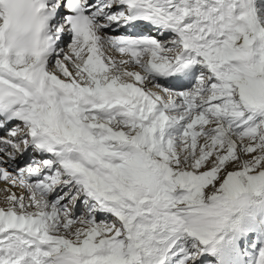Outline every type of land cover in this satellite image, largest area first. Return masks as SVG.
<instances>
[{
  "label": "snow or ice",
  "instance_id": "1",
  "mask_svg": "<svg viewBox=\"0 0 264 264\" xmlns=\"http://www.w3.org/2000/svg\"><path fill=\"white\" fill-rule=\"evenodd\" d=\"M31 2L27 47L0 12V264H203L264 193L254 0Z\"/></svg>",
  "mask_w": 264,
  "mask_h": 264
},
{
  "label": "bare ground",
  "instance_id": "2",
  "mask_svg": "<svg viewBox=\"0 0 264 264\" xmlns=\"http://www.w3.org/2000/svg\"><path fill=\"white\" fill-rule=\"evenodd\" d=\"M263 4L264 0H255V7L260 17L263 14L261 13V5L263 6ZM44 11L45 14H48L47 8ZM49 19L51 20V16H49ZM260 195L250 194L252 206L245 209L240 208L230 214L228 226L217 234L218 243L215 246H201L204 249L203 257L213 259L217 264H253L258 249L264 244V201H259ZM231 226L235 227L233 232L235 236L230 245L227 244V241L224 245V241H222L224 233ZM242 238L246 242L247 248L245 250L239 249ZM249 241H252V243H249ZM208 248L213 250L209 251Z\"/></svg>",
  "mask_w": 264,
  "mask_h": 264
},
{
  "label": "clouds",
  "instance_id": "3",
  "mask_svg": "<svg viewBox=\"0 0 264 264\" xmlns=\"http://www.w3.org/2000/svg\"><path fill=\"white\" fill-rule=\"evenodd\" d=\"M9 11H13V18L9 27L5 29L4 45L9 46L10 43H14L22 47L30 46L37 37L36 30L40 19L37 5L31 0H18L16 3L6 0L0 5V12L7 15Z\"/></svg>",
  "mask_w": 264,
  "mask_h": 264
},
{
  "label": "rangeland",
  "instance_id": "4",
  "mask_svg": "<svg viewBox=\"0 0 264 264\" xmlns=\"http://www.w3.org/2000/svg\"><path fill=\"white\" fill-rule=\"evenodd\" d=\"M254 3H255V0H254ZM261 13H263L262 14V17H264V4H263V6L261 5ZM262 197V198H261ZM260 200H262V201H264V193H262L261 195H260V199H259V201ZM249 206H252V202L250 201V197L248 196V203H247V205L245 206V207H243L244 209L245 208H247V207H249ZM260 206H262V204H260ZM236 211H238V209H236V210H234L232 213H234V212H236ZM231 213V214H232ZM234 226H231V227H229L228 228V230H226V232L224 233V236H223V239H222V241H224V245H225V242L227 241V244L228 245H230L231 243H232V241H233V238H234V236H235V233H233L234 232ZM233 234V235H232ZM233 236V237H232ZM232 238V239H231ZM243 240H242V242H240V244H239V249L240 250H245L247 247H246V242L244 241V238H242ZM228 242H230V243H228ZM249 243H252V241H249ZM248 248H249V246H248ZM202 255H204V253L202 252ZM203 264H217V263H215V261L213 260V259H208V258H206V259H204V261H203Z\"/></svg>",
  "mask_w": 264,
  "mask_h": 264
}]
</instances>
